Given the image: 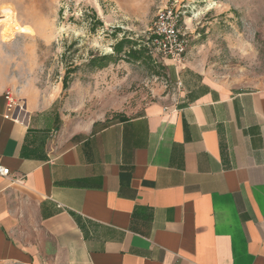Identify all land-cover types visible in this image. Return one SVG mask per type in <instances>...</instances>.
<instances>
[{
    "label": "crops",
    "instance_id": "1",
    "mask_svg": "<svg viewBox=\"0 0 264 264\" xmlns=\"http://www.w3.org/2000/svg\"><path fill=\"white\" fill-rule=\"evenodd\" d=\"M2 36L0 264H264V89L170 62L176 95L94 131Z\"/></svg>",
    "mask_w": 264,
    "mask_h": 264
},
{
    "label": "rangeland",
    "instance_id": "2",
    "mask_svg": "<svg viewBox=\"0 0 264 264\" xmlns=\"http://www.w3.org/2000/svg\"><path fill=\"white\" fill-rule=\"evenodd\" d=\"M165 10L178 18L187 41L179 71L198 72L234 90L264 89V0H0V34L28 43L36 73L58 95L65 119L87 128L118 114L133 117L164 95L177 94L178 85L169 78L171 61L150 44ZM11 20L29 30L18 33ZM123 35L147 43L148 66L125 61L87 66L90 59L111 54Z\"/></svg>",
    "mask_w": 264,
    "mask_h": 264
},
{
    "label": "built area",
    "instance_id": "3",
    "mask_svg": "<svg viewBox=\"0 0 264 264\" xmlns=\"http://www.w3.org/2000/svg\"><path fill=\"white\" fill-rule=\"evenodd\" d=\"M154 24L150 44L155 51L168 58L171 62L179 64L186 54V39L180 32V22L171 10H165L160 14ZM7 105L5 119L16 121L25 113L24 105L13 98L12 92L5 93ZM9 176V169L0 167V177Z\"/></svg>",
    "mask_w": 264,
    "mask_h": 264
},
{
    "label": "trees",
    "instance_id": "4",
    "mask_svg": "<svg viewBox=\"0 0 264 264\" xmlns=\"http://www.w3.org/2000/svg\"><path fill=\"white\" fill-rule=\"evenodd\" d=\"M93 18L95 19L96 24L102 25L95 13H93ZM146 44L143 41H138L133 38L130 39L123 35L119 39H116L115 44L111 46V54L94 57L89 60L87 66L90 69H101L108 66L109 64H115L117 61H125L127 63L139 62L145 66H148L152 61V57L149 54ZM69 83V74H67L62 79V88L67 90ZM125 119L127 118L123 114L114 115L102 123H95L93 130L95 131L97 129H102V127L107 126L111 122H117L118 120L124 121Z\"/></svg>",
    "mask_w": 264,
    "mask_h": 264
},
{
    "label": "bare ground",
    "instance_id": "5",
    "mask_svg": "<svg viewBox=\"0 0 264 264\" xmlns=\"http://www.w3.org/2000/svg\"><path fill=\"white\" fill-rule=\"evenodd\" d=\"M7 12H8V11H7ZM7 12H6V18H7V19H10L11 16H10L9 12H8V13H7ZM11 19H12V18H11ZM10 23H11V25L14 27V29L17 30L18 33H21V32H27V31L29 30V29L27 30L26 27H24V28L21 27V28H20V27L16 26L15 23H14L12 20L10 21ZM29 32H30V31H29ZM6 34H9V32H5V33L3 34V36L5 37Z\"/></svg>",
    "mask_w": 264,
    "mask_h": 264
}]
</instances>
